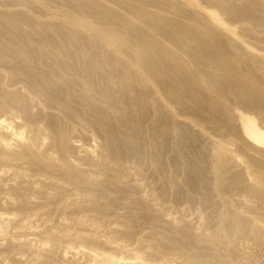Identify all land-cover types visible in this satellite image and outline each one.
Here are the masks:
<instances>
[{
    "label": "bare ground",
    "instance_id": "bare-ground-1",
    "mask_svg": "<svg viewBox=\"0 0 264 264\" xmlns=\"http://www.w3.org/2000/svg\"><path fill=\"white\" fill-rule=\"evenodd\" d=\"M0 264H264V0H0Z\"/></svg>",
    "mask_w": 264,
    "mask_h": 264
},
{
    "label": "rangeland",
    "instance_id": "rangeland-1",
    "mask_svg": "<svg viewBox=\"0 0 264 264\" xmlns=\"http://www.w3.org/2000/svg\"><path fill=\"white\" fill-rule=\"evenodd\" d=\"M195 206L197 207V206H198V204H196ZM195 206L193 207L195 210L192 208L194 211H196V210L198 209V208H195ZM192 209H191V210H189V211L193 212V210H192ZM194 213H195V212H194Z\"/></svg>",
    "mask_w": 264,
    "mask_h": 264
}]
</instances>
